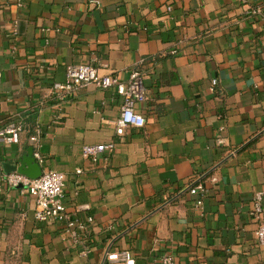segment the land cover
Here are the masks:
<instances>
[{"label": "crops", "instance_id": "crops-1", "mask_svg": "<svg viewBox=\"0 0 264 264\" xmlns=\"http://www.w3.org/2000/svg\"><path fill=\"white\" fill-rule=\"evenodd\" d=\"M262 2L0 0V128L25 126L0 160L39 151L43 170L66 175L67 211L86 225L39 221L34 195L5 188L0 264H116L106 253L121 249L135 264L164 253L179 264H264L251 215L264 191ZM83 63L123 81L142 72L143 127L117 133L124 100L113 88L53 95L67 66ZM110 142L98 161L84 158V145ZM194 182L208 190L202 207Z\"/></svg>", "mask_w": 264, "mask_h": 264}, {"label": "built area", "instance_id": "built-area-1", "mask_svg": "<svg viewBox=\"0 0 264 264\" xmlns=\"http://www.w3.org/2000/svg\"><path fill=\"white\" fill-rule=\"evenodd\" d=\"M260 14L264 21V0L253 10ZM264 40V27H263ZM171 53L175 54L176 50ZM87 84H95L100 88H113L123 97L120 118L117 121L116 131L123 135L129 126L143 127L146 123L144 115L136 110L137 103L146 102L148 94L141 71L135 70L127 81L121 80L111 73H101L100 69L92 64L83 63L67 66L66 81L56 82L52 87L53 95L61 102L77 92L80 87ZM217 85V80H212V89ZM25 126L21 120H14L0 128V145L19 143ZM38 131V130H37ZM32 142L38 141V132L30 137ZM115 147L113 142L107 144H86L82 148V154L87 160L96 162L106 151H112ZM35 157L40 164L44 158L39 151ZM81 172V170H78ZM216 180V178H213ZM66 175L58 170L44 169L38 178H31L18 171L6 172L3 162L0 160V194L5 188H20L23 192L30 193L36 197L35 217L39 221L55 222L66 221L67 229L78 226L86 229V225L78 219H72L64 203V190ZM190 192L197 195L196 205L202 207L204 197L208 190L202 183H193ZM251 215L258 220L256 239L264 247V191H256L253 197V208ZM90 222L93 218L89 217ZM90 248L86 246L82 250L83 255H88ZM107 260L116 264H135V257L130 249L112 250L106 253ZM160 264H179L171 253H164L159 257ZM90 264V263H84Z\"/></svg>", "mask_w": 264, "mask_h": 264}, {"label": "water", "instance_id": "water-1", "mask_svg": "<svg viewBox=\"0 0 264 264\" xmlns=\"http://www.w3.org/2000/svg\"><path fill=\"white\" fill-rule=\"evenodd\" d=\"M4 169L6 172L18 171L31 178H38L42 175L43 169L40 163L33 156V153H29L27 156H23L18 159L15 164L4 162Z\"/></svg>", "mask_w": 264, "mask_h": 264}]
</instances>
